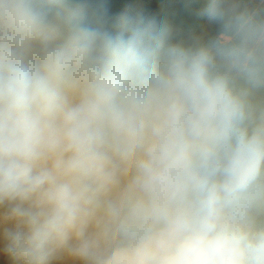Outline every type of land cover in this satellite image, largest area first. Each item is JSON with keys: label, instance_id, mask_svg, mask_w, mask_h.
<instances>
[{"label": "clouds", "instance_id": "1", "mask_svg": "<svg viewBox=\"0 0 264 264\" xmlns=\"http://www.w3.org/2000/svg\"><path fill=\"white\" fill-rule=\"evenodd\" d=\"M204 12L217 38L185 44L167 23L126 36L109 0H0L17 264H264V105L239 82L264 85V15Z\"/></svg>", "mask_w": 264, "mask_h": 264}, {"label": "trees", "instance_id": "2", "mask_svg": "<svg viewBox=\"0 0 264 264\" xmlns=\"http://www.w3.org/2000/svg\"><path fill=\"white\" fill-rule=\"evenodd\" d=\"M212 3L213 0H109V7L114 14L123 13L129 17L131 23L129 31L125 33L126 36L131 35L132 29L135 28L167 23L173 28L172 40L178 42L181 37L190 41L188 38L194 36L197 42L188 44H197L211 42L219 34V25L211 21L204 12ZM225 3H235L241 10L249 11H254L260 6L261 15H264V0H225ZM153 63L155 64L156 61L154 60ZM239 82L243 90H251L252 98L261 105L264 101V85L253 86L244 77H239ZM8 210V204L0 205V264H17V261L7 252L6 233L15 227L13 222L5 218ZM98 223L103 224L102 217L98 219ZM106 250L107 245L101 240L99 251L103 254ZM52 264H84V262L70 255H60L52 261Z\"/></svg>", "mask_w": 264, "mask_h": 264}, {"label": "rangeland", "instance_id": "3", "mask_svg": "<svg viewBox=\"0 0 264 264\" xmlns=\"http://www.w3.org/2000/svg\"><path fill=\"white\" fill-rule=\"evenodd\" d=\"M254 11H256V12H258V13H260L261 14V8H260V6L259 7H257L256 8V10H254ZM181 40L180 41H178V42H181V43H185V44H188V43H196L197 42V38H195L194 36H190V38L192 39H190V38H188V40H190V41H187V39L186 38H181V37H179ZM183 39H185V40H183ZM221 70H226V66H224V65H222L221 66ZM261 105H264V101L262 102V104Z\"/></svg>", "mask_w": 264, "mask_h": 264}]
</instances>
